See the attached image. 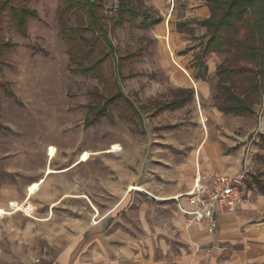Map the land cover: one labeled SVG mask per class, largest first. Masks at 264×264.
I'll list each match as a JSON object with an SVG mask.
<instances>
[{
	"label": "rangeland",
	"instance_id": "1",
	"mask_svg": "<svg viewBox=\"0 0 264 264\" xmlns=\"http://www.w3.org/2000/svg\"><path fill=\"white\" fill-rule=\"evenodd\" d=\"M104 1L111 27L119 0ZM58 2L32 3L39 19L30 22L28 37L20 36L8 26L4 31L7 39L18 44L8 55L11 65L5 68L4 78L11 82L20 100L16 102L0 88V216L9 211L0 217V258L7 264L24 263L30 257L38 262L40 259L36 257L44 247L60 248L76 231L77 212L61 205L37 207L38 194L46 191L52 196L53 187L64 192L69 191V185L75 189L79 183L78 170L67 177L64 171L54 170L59 162L67 164L64 156L73 148L79 155L76 164L105 152H114L118 162L133 156L139 159L155 154H188L200 146L199 142L208 134L210 121H216L205 110L214 106V98L204 103L199 96L176 112L154 116V109L145 108L137 125L116 115L115 121L104 119L97 126L85 128L83 122L91 103L89 90L98 81L70 70L68 46L60 34L57 18ZM145 3L162 14L161 26L143 30L138 20L110 30L115 57L104 65L109 79L118 81L138 105L152 99L162 100L171 86H186L188 81L183 72L191 77L198 73L193 62L206 41L200 33L197 39H192L189 34L176 31L179 22L195 19L188 15L189 0H145ZM185 49L188 51L182 53ZM127 53L134 55L123 66L119 65L120 57ZM201 122L206 123L207 129ZM172 124L177 127L169 129ZM252 138L251 135L245 141L252 158L248 164L252 162L250 171L259 176L264 164L258 161L259 153L254 148L257 138ZM191 139L194 143L180 145L181 140ZM54 174L57 181L52 178ZM252 176L250 173L246 180ZM58 180L64 181L63 184Z\"/></svg>",
	"mask_w": 264,
	"mask_h": 264
},
{
	"label": "crops",
	"instance_id": "2",
	"mask_svg": "<svg viewBox=\"0 0 264 264\" xmlns=\"http://www.w3.org/2000/svg\"><path fill=\"white\" fill-rule=\"evenodd\" d=\"M189 1L188 15L195 17L190 27L197 37L198 33L205 36L207 28L196 21L210 17L206 0H199L200 4ZM225 58V54H210L206 58V79L191 77L185 71L188 84L171 86L166 96L171 98L173 89L193 90V100L185 107L199 96L204 103L215 100L216 69ZM263 101L264 97L256 105L254 117L226 115L213 102L214 106L205 110L216 121H210L208 134L197 140L200 146L188 154L133 156L118 162L114 152H105L76 164L79 155L73 148L64 156L67 164L59 162L54 170L64 171L66 177L78 170L79 183L75 189L69 185V191L64 192L53 187L52 196L46 191L38 194L37 207L61 205L77 212L76 231L66 245L53 250L44 247L36 257L38 262L30 257L20 264H264V170L259 176L250 171L252 162H248L252 158L245 143L251 135L253 140L257 138L254 148L259 153L258 161L264 164ZM199 111L203 118L202 107ZM201 123L207 129L206 123ZM186 143L194 142L180 141V145ZM244 170L246 178L253 174L242 185L244 200L234 213L219 211L215 234L208 232L206 222L188 223L181 209H190L185 196L198 178L206 182L214 174L235 175ZM0 264L7 263L0 258Z\"/></svg>",
	"mask_w": 264,
	"mask_h": 264
},
{
	"label": "trees",
	"instance_id": "3",
	"mask_svg": "<svg viewBox=\"0 0 264 264\" xmlns=\"http://www.w3.org/2000/svg\"><path fill=\"white\" fill-rule=\"evenodd\" d=\"M36 1H0V88L18 103L20 100L11 82L4 78L5 68L11 65L8 55L18 44L7 39L4 31L8 26L20 36L28 37L30 22L39 19V13L32 7ZM206 4L210 17L197 23L207 28V40L193 63L198 69L195 77L207 78L206 58L210 54H225V60L216 69L215 105L226 115L254 117L255 107L264 97V0H206ZM57 18L60 34L68 46L70 70L93 76L98 81V85L89 90L91 103L83 122L85 128L97 126L104 119L115 121L116 115L137 125L145 108L154 109L157 115L183 108L193 100V90L179 88L171 90V98L164 96L162 100L152 99L138 105L125 94L118 81L109 79L104 70V65L115 57L110 30L138 20L139 28L143 30L162 23L163 17L150 9L145 0H119L111 27L104 0H59ZM176 29L189 34L192 39L198 38L190 22H179ZM133 55L121 56L119 65L123 66ZM261 191L264 192V188Z\"/></svg>",
	"mask_w": 264,
	"mask_h": 264
},
{
	"label": "built area",
	"instance_id": "4",
	"mask_svg": "<svg viewBox=\"0 0 264 264\" xmlns=\"http://www.w3.org/2000/svg\"><path fill=\"white\" fill-rule=\"evenodd\" d=\"M246 171L235 175L214 174L206 182H201L198 178L193 190L185 196L191 206L190 209H181L187 216L188 223L206 222L208 232L215 234L218 228L219 211L234 213L244 200L242 185L246 179ZM9 205L11 206V203ZM8 213L7 210L0 217Z\"/></svg>",
	"mask_w": 264,
	"mask_h": 264
}]
</instances>
